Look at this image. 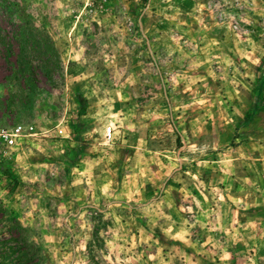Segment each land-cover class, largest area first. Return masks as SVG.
Segmentation results:
<instances>
[{"label": "rangeland", "instance_id": "1", "mask_svg": "<svg viewBox=\"0 0 264 264\" xmlns=\"http://www.w3.org/2000/svg\"><path fill=\"white\" fill-rule=\"evenodd\" d=\"M6 1L58 58L28 92L0 48V214L44 264H264V0Z\"/></svg>", "mask_w": 264, "mask_h": 264}, {"label": "trees", "instance_id": "2", "mask_svg": "<svg viewBox=\"0 0 264 264\" xmlns=\"http://www.w3.org/2000/svg\"><path fill=\"white\" fill-rule=\"evenodd\" d=\"M6 2V0H0V11H8ZM11 24L15 29L10 31H4L0 26V48L8 56L10 76L17 80H19L17 76H21L29 88L28 92H32L34 90L32 76L34 59L42 63L39 64L40 68L49 76L53 69L52 65L55 66L58 62V58L56 59L57 52L51 44L49 36L44 35L39 28L31 25L29 21L17 23L14 20ZM20 93L23 94L24 90L21 89ZM0 228L6 230L3 232L4 234L10 235L9 239L0 241V257L5 259L8 264H44L41 249L27 238V229L18 220L2 212L0 214Z\"/></svg>", "mask_w": 264, "mask_h": 264}, {"label": "built area", "instance_id": "3", "mask_svg": "<svg viewBox=\"0 0 264 264\" xmlns=\"http://www.w3.org/2000/svg\"><path fill=\"white\" fill-rule=\"evenodd\" d=\"M32 126L17 124L14 126H0V172L7 156L19 142L32 135Z\"/></svg>", "mask_w": 264, "mask_h": 264}]
</instances>
